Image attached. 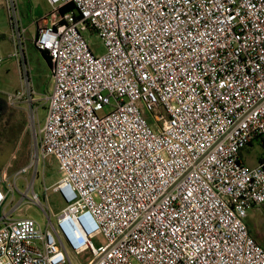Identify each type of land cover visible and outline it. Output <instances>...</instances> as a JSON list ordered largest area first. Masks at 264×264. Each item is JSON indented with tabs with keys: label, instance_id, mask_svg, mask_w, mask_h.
<instances>
[{
	"label": "built area",
	"instance_id": "built-area-1",
	"mask_svg": "<svg viewBox=\"0 0 264 264\" xmlns=\"http://www.w3.org/2000/svg\"><path fill=\"white\" fill-rule=\"evenodd\" d=\"M47 1L31 38L51 58L54 87L38 94L19 0H0L21 65L7 100L27 106L35 130L47 103L17 177L54 158L66 206L45 226L3 214L0 264H75L86 252V264H264L247 224L264 205V164L240 156L264 137V0ZM14 185H0V213Z\"/></svg>",
	"mask_w": 264,
	"mask_h": 264
},
{
	"label": "rangeland",
	"instance_id": "rangeland-1",
	"mask_svg": "<svg viewBox=\"0 0 264 264\" xmlns=\"http://www.w3.org/2000/svg\"><path fill=\"white\" fill-rule=\"evenodd\" d=\"M52 10L53 8L47 0H19L22 22L25 26L31 25L28 35L34 36L37 33V28L32 23L36 22L41 16L49 15ZM86 36L97 55L105 53V46L97 34L88 33ZM0 46L4 56V61L0 67V95L7 98V95H14L21 89L22 81L20 62L17 58L11 56L16 52L11 16L5 3L2 2H0ZM24 56L27 58L25 61L24 57V63L29 67L36 92L38 94L50 92L54 87L52 66H49L46 59L31 43L27 44ZM39 105L40 126L36 130L31 126L25 104H19L15 107L9 106V112L13 113L11 122L7 121V117L0 122V185L4 188L3 185L12 187L16 183L18 187L14 196L10 195L8 197L4 209L0 213V218L3 214L10 216L12 219L32 217L45 226L48 220L47 215H50L52 220L55 221L66 206L65 200L55 191V186L62 176L57 161L54 158L42 159L37 171L33 168L29 173L17 177L18 172L31 162L32 150L36 145L38 134L47 116V103L40 101ZM244 151V157L248 165L256 164L258 158L264 156V146L256 141L253 145L245 148ZM36 172H38L37 176ZM33 181L35 192L41 199V203L37 205L32 204L31 192L28 189ZM46 188L49 190L46 191ZM256 213H251L250 221L253 230L259 235L261 243H263L261 245L264 247V213L262 212L261 215ZM93 242L99 247L106 244L107 241L103 235H99ZM71 257L75 264H86L91 259L89 252L79 256L72 255Z\"/></svg>",
	"mask_w": 264,
	"mask_h": 264
},
{
	"label": "crops",
	"instance_id": "crops-1",
	"mask_svg": "<svg viewBox=\"0 0 264 264\" xmlns=\"http://www.w3.org/2000/svg\"><path fill=\"white\" fill-rule=\"evenodd\" d=\"M48 16V15H47ZM47 16H41L36 22H34V23H32V25H35L36 26V28H37V31H38V28L40 27V26H42V25H45L47 22H46V18H47ZM24 24V23H23ZM31 25H29V26H26V27H28V33H29V27H30ZM32 36L31 35H27V43H26V50H27V44L28 43H31L32 45H33V43H32V38H31ZM34 46V45H33ZM35 47V46H34ZM36 50H37V48H35ZM25 50V51H26ZM41 54V53H40ZM26 57H27V54H26ZM25 57V61H26V58ZM48 92V91H47ZM256 142H259V143H261L262 141L261 140H259V141H256ZM262 144V143H261ZM263 145V144H262ZM264 146V145H263ZM244 153H245V151L244 150H242L241 151V154H240V156H241V159L243 160V162L248 166V167H251V168H255V167H257V166H259L260 164H264V156H262V157H260V158H258V162L256 163V164H253V165H248V163L246 162V159H245V157H244ZM261 160H263V161H261ZM264 213V205L263 206H259V207H254V208H252L250 211H249V213H248V217H247V224H248V226H249V229H250V232H251V234H252V236L256 239V241L261 245V244H263V243H261V239H260V237H259V235L257 234V233H255V231L253 230V228H252V225H251V221H250V218H251V213L252 212H257L256 214L257 215H261V213L262 212ZM2 218V217H1Z\"/></svg>",
	"mask_w": 264,
	"mask_h": 264
},
{
	"label": "trees",
	"instance_id": "trees-1",
	"mask_svg": "<svg viewBox=\"0 0 264 264\" xmlns=\"http://www.w3.org/2000/svg\"><path fill=\"white\" fill-rule=\"evenodd\" d=\"M73 9H74L73 5H67V6H65V7H63L61 9V12L65 13V12H68V11H72ZM37 51L44 56V58L46 59V61L49 64V66H52V61H51V58L48 55V53L44 52V51H40L38 49H37ZM9 106L10 105L8 103V100H7L6 96L4 97V96L0 95V122L3 121L4 118H6V117H7V121L11 122L12 117H13V113L9 112L10 111ZM259 140H261L262 141L261 143L264 145V137L259 138L256 141H259ZM251 145H253V143L250 144V146ZM261 161H263V160H261Z\"/></svg>",
	"mask_w": 264,
	"mask_h": 264
},
{
	"label": "flooded vegetation",
	"instance_id": "flooded-vegetation-1",
	"mask_svg": "<svg viewBox=\"0 0 264 264\" xmlns=\"http://www.w3.org/2000/svg\"><path fill=\"white\" fill-rule=\"evenodd\" d=\"M42 55V54H41ZM43 56V55H42ZM44 57V56H43Z\"/></svg>",
	"mask_w": 264,
	"mask_h": 264
}]
</instances>
